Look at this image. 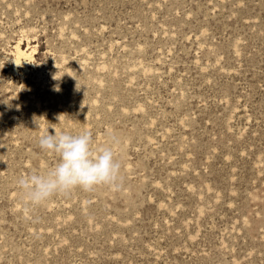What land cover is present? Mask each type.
<instances>
[{
	"label": "rangeland",
	"instance_id": "1",
	"mask_svg": "<svg viewBox=\"0 0 264 264\" xmlns=\"http://www.w3.org/2000/svg\"><path fill=\"white\" fill-rule=\"evenodd\" d=\"M35 120L121 189L25 205ZM0 264H264V0H0Z\"/></svg>",
	"mask_w": 264,
	"mask_h": 264
},
{
	"label": "clouds",
	"instance_id": "2",
	"mask_svg": "<svg viewBox=\"0 0 264 264\" xmlns=\"http://www.w3.org/2000/svg\"><path fill=\"white\" fill-rule=\"evenodd\" d=\"M63 115V114H62ZM61 115L58 117L60 121ZM40 150L56 157L51 166L22 174L16 180L22 202L27 206H39L54 195L68 194L74 189L92 191L106 186L118 191L122 187L121 162L116 157L120 140L108 133V140L95 144L88 129L73 131L49 129L35 120Z\"/></svg>",
	"mask_w": 264,
	"mask_h": 264
},
{
	"label": "bare ground",
	"instance_id": "3",
	"mask_svg": "<svg viewBox=\"0 0 264 264\" xmlns=\"http://www.w3.org/2000/svg\"><path fill=\"white\" fill-rule=\"evenodd\" d=\"M15 55H16V58L19 60L21 59L22 57H26L29 55V52L28 50H26L22 45L21 43H18L16 44L15 46Z\"/></svg>",
	"mask_w": 264,
	"mask_h": 264
}]
</instances>
